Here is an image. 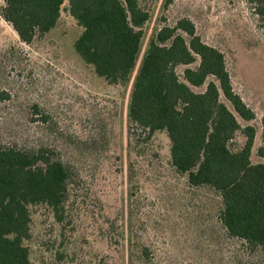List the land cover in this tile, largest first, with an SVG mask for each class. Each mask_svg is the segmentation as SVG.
Returning <instances> with one entry per match:
<instances>
[{
    "label": "rangeland",
    "instance_id": "obj_1",
    "mask_svg": "<svg viewBox=\"0 0 264 264\" xmlns=\"http://www.w3.org/2000/svg\"><path fill=\"white\" fill-rule=\"evenodd\" d=\"M139 2L149 19L125 85L107 83L75 52L80 27L66 2L57 23L29 44L0 18V92L8 94L0 99V141L47 143L76 171L62 221L44 205L30 206L32 264H264L263 251L248 252L225 233L216 193L189 186L170 165L166 133L132 130L126 115L132 77L149 37L187 18L203 42L223 53L234 92L254 112L248 122L237 116L242 126L255 128L251 161L264 162L258 155L264 149L260 5L250 0ZM176 70L182 74L183 66ZM243 140L238 132L233 142Z\"/></svg>",
    "mask_w": 264,
    "mask_h": 264
},
{
    "label": "trees",
    "instance_id": "obj_2",
    "mask_svg": "<svg viewBox=\"0 0 264 264\" xmlns=\"http://www.w3.org/2000/svg\"><path fill=\"white\" fill-rule=\"evenodd\" d=\"M250 1L264 14V0ZM1 2L0 18L26 44L57 23L66 2L80 27L75 52L107 83L129 82L149 19L139 0ZM177 66H183L182 74ZM7 97L0 92V99ZM126 115L132 130L148 136L165 132L174 170L189 186L216 193L217 217L225 233L248 252H264V162L251 161L255 128L242 126L237 118L248 122L254 112L234 92L223 53L203 42L189 19L164 25L149 37L132 77ZM261 124L264 128V116ZM238 132L244 140L235 145ZM258 155L264 157V149ZM75 172L47 143L17 146L0 141V264H32L27 244L30 206L44 205L62 221Z\"/></svg>",
    "mask_w": 264,
    "mask_h": 264
}]
</instances>
